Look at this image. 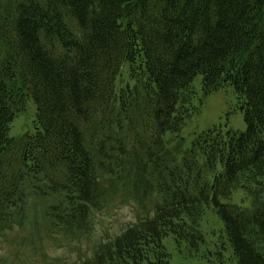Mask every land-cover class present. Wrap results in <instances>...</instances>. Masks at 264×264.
<instances>
[{
	"label": "trees",
	"instance_id": "1",
	"mask_svg": "<svg viewBox=\"0 0 264 264\" xmlns=\"http://www.w3.org/2000/svg\"><path fill=\"white\" fill-rule=\"evenodd\" d=\"M199 76L206 95L233 89L245 132L186 145ZM128 176L153 216L78 264H170L164 239L196 252L212 216L218 264H264V0H0V235L86 234L101 181ZM239 190L248 208L223 203Z\"/></svg>",
	"mask_w": 264,
	"mask_h": 264
},
{
	"label": "rangeland",
	"instance_id": "2",
	"mask_svg": "<svg viewBox=\"0 0 264 264\" xmlns=\"http://www.w3.org/2000/svg\"><path fill=\"white\" fill-rule=\"evenodd\" d=\"M201 83V76L193 82L196 91L193 106L196 111L192 113L183 129L182 135L186 139V145H191L195 135L212 128H220L224 133L245 132L247 127L244 114L239 109L233 89L226 88L206 95L202 91ZM35 115L36 106L34 102H31L27 114L14 121L10 132L11 137H21L27 133L33 127L32 121ZM169 165L164 163L165 168ZM124 179L119 182V185L117 182L101 181L104 190L101 189L100 203L105 208L100 213L91 214L93 216L91 231H84L86 234L67 236L56 235V232L51 233L50 229L45 232L40 230L37 244L28 243L26 247L20 246L21 240L31 239L25 233H18L16 238L13 233L8 234V237L0 235V264H3L1 259H8L11 264H78L93 255V245L111 240L141 218L151 217L158 203L156 197H153L155 195L144 197L139 190L143 188H138V182L134 177L128 176ZM140 197H143L145 201L140 200ZM225 203L236 204L243 209L250 205L247 195L240 190L235 192L230 202ZM204 224L210 232L209 239L196 252L190 250L186 244L179 246L172 237L164 239V245L170 255V264H218V253H224L222 242H227L224 224L217 216L209 217ZM226 253L228 261H231L230 253L232 252Z\"/></svg>",
	"mask_w": 264,
	"mask_h": 264
}]
</instances>
